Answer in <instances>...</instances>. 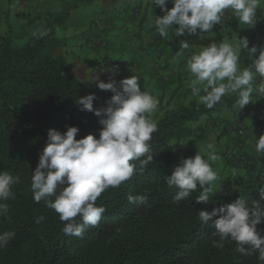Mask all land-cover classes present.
I'll use <instances>...</instances> for the list:
<instances>
[{
	"label": "trees",
	"instance_id": "obj_1",
	"mask_svg": "<svg viewBox=\"0 0 264 264\" xmlns=\"http://www.w3.org/2000/svg\"><path fill=\"white\" fill-rule=\"evenodd\" d=\"M71 9L70 5L53 24L46 18L44 29L23 43H16L8 33L0 36V171L17 178L11 185L12 196L3 201L8 211L0 215V233H14L0 246V264H257V255L243 256L236 251L235 241L226 240L223 248L213 246L212 241L219 239L213 236L214 226L211 222L203 225L198 218L199 210L210 211L238 197L251 205L259 199L254 179H217L208 205L196 202L199 187L188 198L173 202L176 190L166 183V176L180 163L178 142L192 133L186 124L230 107L235 101L232 96H224L212 109L190 101L156 117L158 131L150 142L153 163L101 194L96 204L106 211L98 226L89 227L83 236L66 235L59 214L43 200L33 199L31 178L48 141V130L63 133L67 126H77V139L89 133L98 138L99 118L81 111L75 101L95 93L93 106L102 108L113 95L99 89L95 81L75 78L64 60L61 47L66 42L56 36L55 29L65 24ZM58 10L62 12L61 4ZM231 19L222 18V25L239 22ZM260 21L264 25V17L257 24ZM202 37L201 43L209 44ZM262 37L264 40L263 33ZM186 39L191 41L189 36ZM240 60L247 67L245 50ZM179 79L189 83L184 77ZM244 144L238 136L234 146L242 152L231 156L234 164H249ZM137 194L146 195V202H129L128 196ZM40 217L43 219L37 222ZM258 228L264 229V223Z\"/></svg>",
	"mask_w": 264,
	"mask_h": 264
},
{
	"label": "clouds",
	"instance_id": "obj_2",
	"mask_svg": "<svg viewBox=\"0 0 264 264\" xmlns=\"http://www.w3.org/2000/svg\"><path fill=\"white\" fill-rule=\"evenodd\" d=\"M168 0H151L164 13L154 20L158 34L168 38L173 25L174 35H198L211 32L216 24L223 23L225 10H232L243 25L255 28L260 20L257 9L260 0H172L173 6L167 8ZM42 33L41 35H46ZM179 49L190 50L187 39L179 41ZM246 50L251 64L241 65V51ZM249 47L247 37L229 41L210 42L192 51L186 60V70L190 73L189 87L198 104L212 109L222 102L225 95L236 94L242 109L252 102L253 93L257 99L264 98V47ZM182 54V52L180 53ZM261 78L257 87L256 78ZM139 78L131 75L104 82L96 76L95 82L101 90H110L113 95L107 106L94 108L95 93L79 97L75 103L81 111L93 112L102 128L99 137L89 133L77 139L79 128L67 126L63 133L50 128L48 141L39 155V161L31 178L33 199L44 201L59 214L64 222L62 231L66 235L83 236L89 227L98 226L104 206L96 201L109 188H117L137 172H143L154 161L151 154L153 133L158 125L153 114L158 110L159 101L147 90H142ZM201 93H203L201 95ZM213 146L208 145L211 149ZM255 151L264 155V134L256 137ZM219 157L214 152L205 159L201 152L193 157L182 158L171 175L166 176L169 188L175 189L173 202L188 198L199 187L197 203L208 205L213 193V182L218 179L217 172L209 161ZM138 162V163H134ZM236 172L233 170V175ZM17 182L7 171H0V215L7 213L8 205L3 201L12 196L11 185ZM259 199L249 205L243 197L209 211L198 212L203 225L209 222L214 226L213 246L223 248L226 240L235 241L236 251L243 256L257 255V264H264V185H260ZM55 197L54 199H52ZM129 202L144 203L147 196L137 194L128 196ZM77 217L81 221H77ZM40 217L37 222H40ZM14 233H0V246L7 244Z\"/></svg>",
	"mask_w": 264,
	"mask_h": 264
},
{
	"label": "rangeland",
	"instance_id": "obj_3",
	"mask_svg": "<svg viewBox=\"0 0 264 264\" xmlns=\"http://www.w3.org/2000/svg\"><path fill=\"white\" fill-rule=\"evenodd\" d=\"M57 1L58 2L56 3L58 7L61 4L62 12L59 13V10L54 12V14L51 17L49 16L47 20L50 21V24H53L54 19L63 18L64 14L66 13L67 8H69V6L71 5L72 9L69 11V16L66 19L65 24L56 27L55 34L60 39H64V37H68V39L65 41L66 49L64 48L65 45H63L61 49L63 52L65 51L68 52L65 54L63 53V56L65 57L64 60L69 65V67L72 68V71H73L72 73L74 74L75 78L82 81L80 77L77 75L76 70L73 69L74 65L79 66L80 64L82 66L84 65V63L85 64L89 63L88 61H90L91 59L96 62L95 63L96 65H103L104 63H107L108 70H112L113 72L114 70L117 71V70L123 69V70H127L128 72L132 73L135 76L137 75V77L140 76L144 72L142 71L144 67L143 64H146L147 61H146V58H143L142 56L139 57L138 53L130 51L129 55H125L127 57L125 56L123 58L117 57L118 51L127 52V50L125 49V46H127V43L124 42L122 44L123 39L126 37L120 40H117L116 38L117 32L116 30H114V28H116L115 26L112 27L113 30H110V28H104L103 31H99L97 28L95 30L96 34L91 39L93 40L92 44H85V42L82 40L79 41L80 34L83 31H85L88 34V31L85 29V27H81L80 25H77L79 27L75 26V24H78V20L80 21L81 19H89L90 21H95L96 23L101 24V22L98 21V19H101V21L109 25L111 21H113L115 24L119 23V21L122 20L120 19L122 15L117 16L115 14H112V12L109 9H107L104 5H103L102 10L96 9L97 6L95 5H97V2L90 3L91 1L89 2L88 0H71V1L57 0ZM170 1H171V5L167 3L166 5L167 8H171L173 6L172 0ZM2 3H3L2 4L3 7L5 8H3L2 10L0 9L1 34L3 35V34L8 33L13 38L16 37L17 39L18 33L20 35V33L23 30H27L29 27H31V20L34 17L32 16L30 18V16L22 14L21 18H18L16 15L17 14V0H6V1H3ZM32 4H33L32 2L28 3V5H32ZM149 4H151V2ZM259 8L257 9V15L260 16L259 18L261 20V17H264V0H260ZM76 13L79 15V17H76L74 15ZM88 14H89V17H88ZM35 19L38 20L37 17ZM137 19H139L138 16H137ZM45 22L46 20L44 19V27H45ZM237 28L239 29L238 33L232 34L231 36L229 35L224 36V38H220V40H218L217 38V42L223 41L224 39H228L229 41H231L234 38L247 37L250 44H253V45L260 44V47H264V40H262L263 39L262 33L264 35V25L261 26L259 24H256L255 28H249L247 25H243L242 23L237 22ZM43 29H40V28L31 29L30 28L31 30L30 36L39 33ZM76 31H79V33L77 34ZM210 34H211V37L209 38H208L209 33L204 34L205 40L209 41V43L213 42V39H216V35L213 36L211 32ZM30 36L29 35L26 36L27 38L25 40H27ZM122 36H124V34H122ZM187 36L190 37L191 35L185 33V35L179 36V38L176 39L175 42H173L174 44H172L175 46L176 50L179 52V54H176V59L178 57H182L183 59L186 55H188V53L191 54L192 51L198 50L200 47H203V45L201 44H189L190 50L179 49V41L183 40L184 38L186 39ZM196 37L200 42H203L202 41L203 37H199L198 35H196ZM97 39H99L100 41L99 44H97V41H96ZM22 40L23 39H20V41ZM137 44L141 46V44L139 43ZM143 45L145 46V44ZM92 49L98 50L97 56L95 55L91 56ZM138 51L139 53L143 54V51L141 49H138ZM181 52L182 54H180ZM147 59L150 61L149 56L147 57ZM176 62H179V60L178 61L176 60ZM149 66L150 64H146V67H149ZM185 68H186V65H185ZM78 71L80 73L79 69ZM90 72L93 73L94 71H91L89 67L86 69L84 68L82 70L81 76L85 77L89 75ZM158 73L159 75L161 74V72H158ZM161 75L163 76L162 79L166 80V73L164 72ZM188 80L190 81V79ZM260 82H261V78L257 77V80H255V83L259 85ZM188 85L189 83L188 84L184 83L185 88H189ZM187 91H191V90L188 89ZM253 94H256V93L254 92ZM234 95L236 94L233 93L232 96ZM252 100H253L252 102H249L242 109H240L237 100H235L230 107H223L221 109L222 110L221 112L225 114L226 119L224 122H222L218 130L220 131L223 126V129L224 128L227 129L228 134L222 135V137H220L219 140H215L213 137H211V135H209V132L214 130L213 126L205 125V122H203L202 120H199L198 122H188L186 125L187 127L192 129V133L189 136L182 138L178 142V148L180 149L179 154H180L181 159L193 157L198 151L201 152L202 155H204L205 159H207V156L210 153L216 152L215 154L218 155L219 160L209 161V163L213 167V169L217 172L218 179L230 178V179H236V180L242 181V179L238 177V175L242 174L238 170V168L235 171L236 174L233 175V170L228 163V158H230L231 154L236 155V154H241L242 152L239 146H234L235 140L238 138L235 128L242 129L244 131V134L240 136V138H242L245 141V144L243 147V151L245 153L247 149V142L249 141V139L251 138L254 139L256 137L259 138V136L261 135L260 131L264 133V98L257 99V96L253 95ZM217 116L219 119L221 114L217 112L216 114L214 113L212 115V117H217ZM219 121H222V120L219 119ZM250 121H254L255 124L251 125ZM258 121L260 122L257 123ZM209 144L213 146L211 149L208 148ZM228 147L230 148L231 152L226 154L225 150ZM247 157L249 159V156ZM259 163H261V161H259ZM237 164L239 165L241 163L238 162ZM262 164L263 163H261V166ZM255 173L259 174L260 171L256 169Z\"/></svg>",
	"mask_w": 264,
	"mask_h": 264
},
{
	"label": "crops",
	"instance_id": "obj_4",
	"mask_svg": "<svg viewBox=\"0 0 264 264\" xmlns=\"http://www.w3.org/2000/svg\"><path fill=\"white\" fill-rule=\"evenodd\" d=\"M3 1L6 0H0V9L3 8ZM29 2H32V5H28ZM57 0H17V17L21 18L23 15H28L30 18L33 16L34 18L31 20V27H29L27 30H23L20 35L17 34V39L14 37V40L16 43L20 44L23 42L27 37L31 34V29H43L44 27V19L48 18L49 16L53 15L54 12L58 11L57 6ZM97 2V8L99 10L103 9V5L109 9L112 14H115L117 16L122 15L119 21V23L115 24L113 21L109 23V25L105 24V22L101 21V19H98V21L101 22V24L96 23L95 21H90L89 19H81L78 20V24H75L76 27H79L77 25H80L81 27H85V29L88 31V34L83 31L79 36V41H84L85 44H92L93 36L96 34L95 30L98 28L99 31H103L104 28H110V30H113L112 27L115 26L114 30H116V38L117 40H120L124 37L123 42L127 43V46H125V49L127 52L118 51L117 57L123 58L125 55H129L131 52H136L139 54V57L146 58L147 63L150 64L149 67H146V64H143L144 67L142 71H144L139 78V83L141 86V89L147 90L151 95H153L158 101V110L153 114V118L160 116L165 109H173L175 106H178L179 104H186L190 101H197L198 97H194L191 93V91H187L188 89L185 88L184 82L179 79L180 77H184L185 79H190V73L185 68L186 60L188 56L186 55L183 59L182 57H178L176 59V54H179V52L176 50L174 44L176 39L179 37L174 35V29L175 27H178V25H173V30H170L168 38L161 37L158 32L156 31L154 20L156 16H162L164 13L161 11V8L158 5H151L149 4L151 0H94L92 3ZM169 5H171V1L168 0L167 2ZM76 17H79V15L76 13L74 14ZM116 16V17H117ZM137 16L139 19H137ZM38 18L35 19V18ZM89 17V14H88ZM262 21H260L259 25ZM106 30V29H105ZM239 32V29L237 28V24H223L219 25L216 24L213 26L211 33L216 35V39H213V41L217 42L220 40V38H224V36H231L232 34H236ZM78 34L79 31H76ZM124 34V36H122ZM1 30H0V36H1ZM204 35V34H203ZM194 36V37H193ZM205 37V36H204ZM211 37V34L209 32L208 38ZM187 38V37H186ZM191 41L189 44H201L203 46L204 43H201L196 35L190 36ZM20 39H23L20 41ZM65 41L68 39V37H64ZM185 39V38H184ZM17 40V41H16ZM136 40V41H135ZM97 44L100 43L99 39L96 40ZM141 41V43H140ZM137 43L141 44L138 45ZM145 44V46L143 45ZM94 45V44H93ZM91 45V46H93ZM249 44V47H252ZM258 51L254 55H258L260 44H255ZM66 45L64 46V48ZM66 49V48H65ZM138 49H141L143 51L142 53H139ZM116 50V49H115ZM97 49H92L91 56H97L98 55ZM246 51V50H245ZM62 53H68L67 51ZM149 56L150 61L147 59ZM127 57V56H125ZM179 62H176V60ZM181 59V60H180ZM89 63L84 65L76 66L74 65V68L77 72V75L80 77L82 81H95L96 76H99L101 80L104 82H108L109 79H115L117 82L122 79L126 78L132 75V73L128 72L127 70H108L107 63H104L103 65H96L95 61L92 59L88 61ZM152 62V63H150ZM116 63V62H115ZM245 62H241V65H243ZM247 66L251 64V60L247 57ZM100 66V67H98ZM172 66V68H171ZM90 68L91 71H94L93 73L90 72L89 75L82 77L81 73L82 70L85 68ZM159 69H157V68ZM78 68L80 70V73L78 71ZM161 68V69H160ZM82 69V70H81ZM156 69V71H155ZM164 69V70H163ZM158 72L166 73V80L162 79V75ZM137 76V75H136ZM257 80V78H256ZM254 87H257L258 85L253 82ZM191 90V89H190ZM203 93H201L202 95ZM256 95V94H253ZM225 96H232V94H228ZM235 100H238V97L236 95L232 96ZM222 111V110H221ZM219 112L221 114L220 120L217 117H209V118H202L201 120L205 122V125L213 126L214 130L209 132V135L213 137L215 140H219L222 135H227V129L222 126V129L219 131L222 122L225 121L226 116L223 112ZM258 121L257 123H259ZM251 125H254V121H250ZM203 133V131H202ZM260 134H264L260 131ZM205 135V133H204ZM213 141V140H212ZM255 142L256 138L249 139L247 142V149L246 154L249 156V164L242 165V164H234L230 159L228 158V163L232 170H238L242 173L241 175H238L239 178L242 180H246L248 178L254 179L256 181V184L258 186L264 185V155L257 154L255 151ZM233 144V143H232ZM231 147V145H230ZM233 147V146H232ZM226 154L231 152L230 148L228 147L225 150ZM216 153V152H215ZM218 154V153H217ZM224 157V156H223ZM219 160V159H218ZM261 161V163H259ZM256 169L260 171V173H255Z\"/></svg>",
	"mask_w": 264,
	"mask_h": 264
},
{
	"label": "built area",
	"instance_id": "obj_5",
	"mask_svg": "<svg viewBox=\"0 0 264 264\" xmlns=\"http://www.w3.org/2000/svg\"><path fill=\"white\" fill-rule=\"evenodd\" d=\"M226 17H229V18H233L231 20H236L238 21V19L234 16L232 10H225V13H224V16L222 18H226ZM236 130V133L238 136H242L244 134V131L242 129H237L235 128ZM241 158H243V156H241Z\"/></svg>",
	"mask_w": 264,
	"mask_h": 264
}]
</instances>
